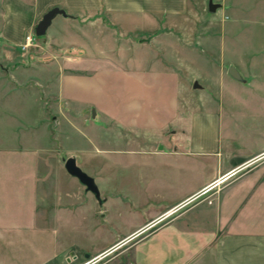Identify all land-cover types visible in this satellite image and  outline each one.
<instances>
[{
    "label": "crops",
    "instance_id": "crops-1",
    "mask_svg": "<svg viewBox=\"0 0 264 264\" xmlns=\"http://www.w3.org/2000/svg\"><path fill=\"white\" fill-rule=\"evenodd\" d=\"M8 1L11 4L5 5L0 36L14 46L24 42L25 35L53 6L65 11L59 13L63 19L70 14L88 13L95 22L106 18L112 28L125 36L141 32L152 33L151 37L156 36L153 32L180 22L193 11V0ZM214 1L219 6L210 11L211 16L221 19L222 27L217 47L223 59L231 60L228 54L233 56L227 72L233 66L239 74L237 78L228 72L230 76L220 79L217 109L214 104L206 105V97L201 107H179L182 82L176 70L178 64L167 67L156 62L150 68L139 66L146 60L129 56L125 64L137 66L104 67L62 78V97L90 107L97 118L132 133L135 138L126 142L128 147L144 150L140 130L149 127L152 135H147L148 149L169 155L160 161L174 172L176 186L183 190L157 196L158 200L126 193L132 205L129 209L132 223L126 229L107 232L91 249L69 243L61 251L41 257L39 264L55 261L59 256L60 262L56 264H70L69 257L78 258L82 254L87 258L109 251L112 252L100 264H264V156L258 157L264 152V143L252 149L235 146L226 130L231 122L225 119L227 111L237 106L242 83L251 91L264 92V0ZM55 18L54 15L51 21ZM115 78L121 79V84L111 81ZM164 139H170L172 147H167L164 143L170 141ZM180 142L182 151L177 149ZM107 162L113 160L107 158ZM225 174L229 175L222 182L210 185ZM36 192L38 199L36 202L33 199L28 208L30 211L41 208L44 220L51 218L52 212L63 217L59 221L77 218L81 216L83 194L84 198L92 197L85 189ZM185 200L187 203L172 216L151 225L166 210ZM133 206L139 208V216ZM102 211L96 203L86 211L89 222L83 229L86 235L97 233L96 219ZM102 215L107 218V212ZM4 230L0 226L1 243L5 241ZM138 230L142 236L130 240Z\"/></svg>",
    "mask_w": 264,
    "mask_h": 264
},
{
    "label": "rangeland",
    "instance_id": "rangeland-1",
    "mask_svg": "<svg viewBox=\"0 0 264 264\" xmlns=\"http://www.w3.org/2000/svg\"><path fill=\"white\" fill-rule=\"evenodd\" d=\"M8 2L0 0V34ZM206 2L193 0V11L185 19L153 32V37L141 32L125 36L106 18L95 22L88 13L70 14L65 19L56 14L44 35L36 36L34 28L30 31L33 42L26 48L9 44L0 36V226L5 228L0 264H39L41 257L61 251L69 243L91 249L107 232L123 231L132 223V205L126 193L158 200L157 196L183 190L176 186L174 172L160 161L169 155L148 149L147 135H152L149 127L140 130L145 149L130 148L126 142L135 138L132 133L97 118L88 106L65 100L60 83L65 75L104 67H135L138 64H125L132 56L146 60L139 66L152 68L156 62L167 67L179 65V107H201L206 97V105L216 108L220 79L230 76L227 67L233 64V56L228 54L231 60L221 57L217 47L221 19L211 16ZM111 81L121 84V79ZM242 84L237 106L225 115L231 122L226 130L235 146L252 149L264 143V92L251 91ZM164 144L172 147L171 141ZM177 149H184L181 142ZM69 156L96 179L99 197L91 192L92 197L84 198L83 194L81 216L77 218L71 215L59 221L61 216L52 212L53 216L44 220L41 208H28L38 199L36 191L85 189L64 167ZM95 203L103 211L96 219L97 233L90 236L83 231L89 226L85 213ZM136 207L132 209L139 216ZM140 236L141 232L130 240ZM110 252L87 258L79 254L78 258L69 257V262L81 264L97 258L93 264H100ZM60 257L43 264L59 263Z\"/></svg>",
    "mask_w": 264,
    "mask_h": 264
},
{
    "label": "water",
    "instance_id": "water-1",
    "mask_svg": "<svg viewBox=\"0 0 264 264\" xmlns=\"http://www.w3.org/2000/svg\"><path fill=\"white\" fill-rule=\"evenodd\" d=\"M218 6L219 4L213 2L212 0L208 2V9L210 11H215ZM59 13L65 14V11L58 6H53L52 8L47 10L42 15L41 19L37 22L34 28L35 35L36 36L44 35L49 24L51 23L53 16ZM228 72L234 77L237 78L239 77V74L237 73L236 69L233 66L229 67ZM194 85H197V83L194 82ZM64 167L71 176L76 177L78 181L85 186L86 191L92 192L96 198L99 197V189L97 184L95 183L94 178L89 174H87L80 166L77 165L75 157L73 156L67 157L64 161Z\"/></svg>",
    "mask_w": 264,
    "mask_h": 264
},
{
    "label": "built area",
    "instance_id": "built-area-1",
    "mask_svg": "<svg viewBox=\"0 0 264 264\" xmlns=\"http://www.w3.org/2000/svg\"><path fill=\"white\" fill-rule=\"evenodd\" d=\"M32 42H33V36H32V34L28 33V34L25 35L24 42L21 44V46H22V48H26V47L30 46L32 44ZM263 155H264V153H262V155H259L258 157H261ZM226 175H229V174H225V175L217 178L210 185L213 186V185H216V184L222 182L226 178ZM186 203L187 202L185 200V201H183V202H181V203H179V204H177L175 206H172L171 208L166 210L164 213H162L161 216H159L156 220L151 222V225L152 224H156V223L160 222L161 220L172 216L177 210H179L181 207H183ZM146 226L148 227L149 224H147ZM138 233H140L139 230L137 232H135L131 237H134ZM96 260H97V258H93V259L85 261V262H83L81 264H93V263H95Z\"/></svg>",
    "mask_w": 264,
    "mask_h": 264
}]
</instances>
